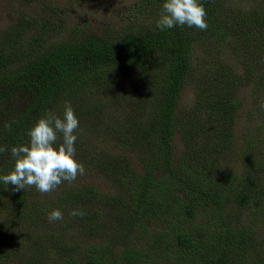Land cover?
Wrapping results in <instances>:
<instances>
[{
	"label": "trees",
	"instance_id": "trees-1",
	"mask_svg": "<svg viewBox=\"0 0 264 264\" xmlns=\"http://www.w3.org/2000/svg\"><path fill=\"white\" fill-rule=\"evenodd\" d=\"M147 1L166 2V0ZM198 2L203 6H208L210 0H198ZM231 10L233 9L224 10L226 13L218 15L214 13L212 17L209 16V21L213 23L210 27L211 32L213 30L221 32L217 28L221 22L220 16L222 20L229 19L228 23L232 22V29H235L237 25H243L251 31L248 27L256 26L258 32H264L263 9H251L248 12L239 13L230 12ZM52 26L44 19L39 23L33 16L24 13L14 24V28H11V33L7 32L0 42V147L8 149L7 152L0 154V176L7 175L14 170L15 160L10 155V149L14 146L29 144L30 138L26 132L40 118L49 114L63 118L64 107L67 103L71 104L79 120V127L73 133L77 137L74 145L76 152L90 159L89 164L95 167L97 159L100 158L102 161L100 163H103L105 168L107 166L105 159L110 156L109 153L93 149L94 145L91 148L94 151L86 149L83 134L89 122L97 117L95 115H103L102 111L114 108V104H119L122 100L126 101L128 83L124 80L120 81L119 76L123 79L126 73L131 77L133 72L136 74L139 72L144 76L145 86L150 87L146 93L149 98L147 102H151L156 95L160 99L158 103L151 102L153 104L152 125L155 129L144 128L142 125L146 122L137 120V125L128 132L131 147L143 152L140 159L144 163L143 172L133 174V180H138L142 176L138 183L143 182V185L134 196L136 197L134 204H123L119 215L115 216L110 213L107 217H99L96 202L106 196L101 195L91 185L74 187L64 181L52 191V193L60 191V197L55 201L54 197L51 199L49 196L51 192L40 198L41 193L35 187L13 191V185H6L0 181V264H6L3 253L7 252L8 254L21 252L28 258V261H25L26 264H126L125 258L129 255H132L135 260L139 259L144 254L142 251L145 246L137 250L133 249L134 253H131L129 248L118 252L120 248L115 242L123 238L124 241L136 238L132 235L131 239V236L123 231L128 232L138 228L142 232L147 213L141 214L155 207L151 202L150 206L147 205L145 196L144 185L150 178L149 172L157 169V171L162 170L173 175L175 171L183 173L189 168L188 164L205 159L203 152L207 149L204 147L207 144L202 140H199L195 146L186 141L181 156L183 161L181 167L174 161L170 147L172 132L180 129L182 121V117L176 115L174 104L176 105L182 85L187 80L190 71L186 43L192 41V35L196 30L194 27L187 26L152 31L128 29L117 38L93 37L85 33L73 34L72 32L68 41L48 45L45 44V40L53 32ZM25 32L32 35L30 42L26 45L22 44ZM168 50H171L174 62L170 71L161 79L160 94L155 88L157 81L149 79L146 74L154 66L152 56L162 55ZM245 58L243 63L259 59L257 57ZM72 78L74 79L73 84ZM229 80L233 83L235 76L230 77ZM253 84L257 87L262 86L264 75L255 77ZM21 92L30 93V102H19ZM85 93H92L93 96L86 95L85 100ZM231 95V92L215 95L211 93L206 99L202 98L203 100L199 101L192 111H195L198 105H203V108H206L204 118L201 120L199 117L198 122L195 123L184 121L185 131L193 134L197 128L200 132L204 131L206 134L208 132L209 147L212 138L213 142H219L217 140L224 132L219 129L218 124L231 122L234 118V111L237 109L236 101L229 99ZM142 101V96L135 93L133 103L135 105L145 104ZM119 108H121L120 105ZM82 119L83 128L81 127ZM101 123V121L98 122V124ZM7 125L11 126V130L6 127ZM103 131L106 132L105 127ZM181 136L186 140L185 132H181ZM158 141L163 145L160 146ZM62 142V134L59 136L57 133V141L53 147L58 148ZM78 143L81 144V151L77 149ZM96 150L98 154L95 153ZM215 153L216 149L209 154V157L211 156L219 164ZM94 155L98 157L95 158ZM152 158L154 163L151 165ZM123 162L120 164L122 165ZM111 164L116 174L103 171L106 178H113L119 173V164L116 162ZM126 177V173H123L121 179ZM159 181L161 180L153 184V188L160 183ZM226 185L221 184L217 189L206 192L207 204L216 209L212 217L215 225L212 224L213 229H209L212 242L210 243V237L204 243V245L211 246L209 249L205 248L207 253L199 257L192 240L184 233L176 234V244L186 251L193 252L195 259L193 264H259V262H264V246L257 249L256 245H259L257 239L250 240L242 236L238 230V219L226 202V200L230 201L232 196L225 198L221 192V188ZM179 189L182 192V198L186 199L187 204L184 206H189L192 199H197L196 194L202 192L200 186L190 184V179H185ZM230 190L235 191L234 188ZM151 196L156 202L157 188ZM239 201L244 202L243 199ZM59 206H66V209H62L63 219L50 223L48 214L58 209ZM73 210H80L84 215L72 216L69 213ZM182 212L188 216L192 215L190 208ZM65 222L66 225H64ZM72 228L73 247H64L61 241ZM112 231L115 237L109 240L108 237ZM126 236L129 239L125 240ZM87 237L90 241H87ZM136 240L138 238L130 241L131 248L136 246ZM155 240H158L157 235L153 238V241ZM147 244L152 245V240L149 239ZM50 256L62 257V259L60 262L45 261ZM42 258L45 262L41 261ZM138 263L139 261L132 264Z\"/></svg>",
	"mask_w": 264,
	"mask_h": 264
},
{
	"label": "rangeland",
	"instance_id": "rangeland-1",
	"mask_svg": "<svg viewBox=\"0 0 264 264\" xmlns=\"http://www.w3.org/2000/svg\"><path fill=\"white\" fill-rule=\"evenodd\" d=\"M162 5L163 3L147 0H0V42L24 13L33 16L39 23L44 19L53 25V32L45 40V44L48 45L68 41L72 32L73 34L85 33L93 37L117 38L128 29L152 31L158 29L156 21L162 12ZM203 7L207 12L208 28L205 31L195 28L196 32L192 35V41L186 43L190 71L182 85L176 105L174 104L176 115L181 116L182 121L180 129L172 132L170 147L173 159L179 167L183 164L181 156L186 141L195 146L199 140H202L207 144L204 147L208 150L203 152L205 159L188 164L189 168L183 173L175 171L173 175L162 170L157 171V169L149 172L150 178L144 185L145 196L147 205L150 206L151 202L155 207L152 206L154 209L150 210V213L141 214L147 213L142 232L138 228L128 232L123 231L131 236V239L132 235L138 238L135 247H130V241L136 238L126 240L129 239L126 236V241L123 238L115 242L120 248L118 252L129 248L131 253H134V250L145 246L142 251L144 254L139 259L135 260L132 255H129L125 258L126 264L137 261H139L138 264L142 262L144 264H193L195 262L193 252L186 251L176 244L177 233H184L185 236L190 237L199 257L206 254L205 248L209 249L211 246L204 243L212 235L210 230L213 229L212 224L215 225L212 217L216 210L207 204L206 192L217 189L221 184H227L221 188L224 197L232 196V199L226 202L238 219L237 227L240 234L250 240L257 239L259 242V245H256L257 249L264 246V84L259 87L253 84L255 77L264 75V32H258L256 26L248 27L252 32L243 25H237L235 29H232V22L228 23L229 19L222 20L221 16V22L217 27L221 32H215V30L211 32L210 27L213 23L209 21V16L212 17L214 13L216 15L226 13L224 10L227 9H233L230 12L237 13L248 12L251 9L264 10V0H210L209 5ZM34 28L37 30L36 27ZM31 38V33L25 32L22 44L26 45ZM245 57L259 59L243 63ZM152 58L154 66L146 75L149 79L157 81L155 88L161 94V79L170 71L174 61L171 50L162 55L156 54ZM135 70L139 69L135 68ZM234 76L235 80L232 83L229 78ZM118 79L128 83L126 101L122 100L121 103L114 104V108L102 111L103 115H95L97 117L89 122L87 129V125L85 126L86 132L83 134L86 149H91L94 145L93 149L109 153L110 156L105 159L107 166L104 168L100 158L97 159L96 167L92 166L89 164L90 159L75 152L74 159L84 166L85 173L78 175L76 180L70 183L74 187L91 185L101 195L106 196L96 202L99 217H107L110 213L117 216L121 213L123 204H134L136 198L134 196L141 189L143 182L138 183L142 176L138 180H133V174L143 172L144 163L140 160L143 152L131 147L128 132L137 125V120L146 122L142 125L144 128L155 129L152 125V103H158L160 100L156 95L151 99L152 103L147 102L149 98L146 93L150 87L145 86L144 76L139 72L137 74L133 72L131 77L126 73L123 79L120 76ZM73 80L72 78V84ZM229 92L232 93L229 99L236 101L237 109L234 111L231 122L218 124L219 129L224 132L217 140L219 142H213L211 137L212 142L209 147L208 132L207 134L204 131L200 132L197 128L193 129V134L185 131L184 121L195 123L198 122L199 117L201 120L204 118L206 108H203V105H198L197 109L192 111L193 107L203 100L202 98L206 99L211 93L215 95ZM135 93L142 96L146 105L133 103ZM86 95L93 96L92 93H85V100ZM18 100L24 103L30 102V93L21 92ZM99 121L102 123L98 124ZM83 123L82 119V128ZM104 127L106 132L103 131ZM181 132L186 133V140L182 139ZM58 134L61 136L60 133ZM226 136L227 139H225ZM159 145L163 144L159 142ZM77 149L81 151L80 143ZM215 149V157L218 158L219 164L211 156L209 157ZM95 153L98 154V150ZM156 154L160 157L157 152ZM94 157L98 156L94 155ZM122 161L124 162L121 165ZM112 162L119 164V173L113 178H106L103 171L116 174ZM150 162L152 165L154 159L152 158ZM123 173L127 175L125 179H121ZM185 179H190V184L200 186L202 191L196 194L197 199H192L189 206H184L187 204L186 199L182 198V192L179 189ZM158 180H161L160 183L153 188V184L158 183ZM156 188L157 203L151 196ZM230 188H234L235 191H231ZM59 194L60 191H56L51 192L49 196L51 199L54 197L56 201L60 197ZM43 195L41 194L40 198ZM240 199L244 202L240 203ZM189 208L192 209L191 216L182 212ZM62 209H66V206H59L56 210L64 214ZM66 224L65 222L64 225ZM156 235L158 240L153 241ZM114 237V231H112L108 239L112 240ZM86 239L90 241L89 237ZM149 239L152 240V245L147 244ZM61 243L64 247H73V228L64 236ZM3 257L6 264H26L25 261H28L21 252L3 253ZM61 259L62 257L50 256L45 261L60 262ZM41 261L45 262L43 258Z\"/></svg>",
	"mask_w": 264,
	"mask_h": 264
},
{
	"label": "clouds",
	"instance_id": "clouds-1",
	"mask_svg": "<svg viewBox=\"0 0 264 264\" xmlns=\"http://www.w3.org/2000/svg\"><path fill=\"white\" fill-rule=\"evenodd\" d=\"M206 16L207 12L198 0H166L156 27L165 30L187 26L205 31L208 28ZM6 127L11 130L10 125ZM78 127L79 120L70 103L65 104L63 118L52 114L40 118L26 132L30 138L29 144L10 149V155L15 160L14 170L0 176V181L13 185V191L35 187L41 194L52 192L64 181L74 182L78 175L85 173L84 166L74 159L77 137L73 133ZM57 133L63 136V142L58 148L53 147ZM7 151L6 147H0V154ZM69 214L84 215L80 210H73ZM62 219L63 213L60 210L48 214L50 223Z\"/></svg>",
	"mask_w": 264,
	"mask_h": 264
}]
</instances>
